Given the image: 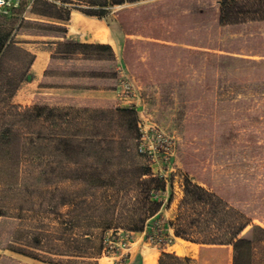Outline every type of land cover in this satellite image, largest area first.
<instances>
[{
	"label": "rangeland",
	"instance_id": "obj_1",
	"mask_svg": "<svg viewBox=\"0 0 264 264\" xmlns=\"http://www.w3.org/2000/svg\"><path fill=\"white\" fill-rule=\"evenodd\" d=\"M20 2L22 9L15 13L0 11V21L12 17L16 26L25 19L15 39L35 58L32 79L21 84L12 102L113 110L117 78L123 79L144 98L136 112L139 142L150 154H136L137 161L162 177L165 186L156 195L162 205L143 230L105 231L102 239L126 245L99 253L53 252L18 241L13 237L18 220L2 215L0 264H141L143 258H158L163 247L183 254L190 244L164 226L176 214L186 177L250 219L238 236L246 243L243 264H264V242L253 245L261 234L250 230L255 224L264 229V68L254 74L243 66L220 70L216 56L264 63V0H137L111 6L100 16L85 14L90 4L84 0L35 3L37 9L69 11L62 37L36 34L53 28L35 23L54 20L30 12L32 0ZM65 39L109 44L113 57L107 52L67 55L56 49ZM232 83L237 88L226 92ZM118 209L120 217L132 213ZM10 245L38 255L17 253ZM169 255L164 263L178 264Z\"/></svg>",
	"mask_w": 264,
	"mask_h": 264
},
{
	"label": "trees",
	"instance_id": "obj_2",
	"mask_svg": "<svg viewBox=\"0 0 264 264\" xmlns=\"http://www.w3.org/2000/svg\"><path fill=\"white\" fill-rule=\"evenodd\" d=\"M30 12L54 22L38 21L62 37L69 11L55 7ZM89 15H103L111 6L137 0H84ZM23 3L11 13L21 10ZM10 13V14H11ZM0 21V216L18 220L14 239L53 252L87 254L102 251V233L109 229L142 231L146 221L160 209L162 201L154 191L164 189V179L153 175L148 165L137 161L141 137L137 113L127 107L94 109L75 106L28 105L12 102L21 84L32 79L35 55L19 46L17 25L12 17ZM67 55L107 52L105 43H82L71 39L56 42ZM17 57V59L15 57ZM220 70L247 67L254 74L264 63L230 54H216ZM16 60V61H13ZM91 88L94 86H79ZM236 83L225 87L233 91ZM176 214L165 224L175 237L202 244H233L236 251L246 244L238 236L250 219L223 198L188 177L182 184ZM170 201V198L168 199ZM131 214L119 216L116 210ZM264 242V229L251 225ZM242 238V237H241ZM12 250L36 258L38 254L10 245Z\"/></svg>",
	"mask_w": 264,
	"mask_h": 264
},
{
	"label": "crops",
	"instance_id": "obj_3",
	"mask_svg": "<svg viewBox=\"0 0 264 264\" xmlns=\"http://www.w3.org/2000/svg\"><path fill=\"white\" fill-rule=\"evenodd\" d=\"M81 18V16H79ZM69 91L74 90L78 91L77 94L81 93L83 89H70ZM85 91V89H84ZM95 91H103L95 90ZM105 91V90H104ZM166 224V223H165ZM173 232L168 229V232ZM174 238H176L173 235ZM190 245L186 247V250L183 254H178L176 251H172L169 253L167 248H162L159 253V257L156 258L155 264H166L164 261L166 258L170 257L169 254H172L174 258L178 260V264H243L245 257V249L244 247H240L238 251L235 250L233 244H202L195 243L191 241L185 240ZM191 244L198 245L197 249L194 250ZM141 264H146L145 258L142 259Z\"/></svg>",
	"mask_w": 264,
	"mask_h": 264
},
{
	"label": "built area",
	"instance_id": "obj_4",
	"mask_svg": "<svg viewBox=\"0 0 264 264\" xmlns=\"http://www.w3.org/2000/svg\"><path fill=\"white\" fill-rule=\"evenodd\" d=\"M20 3H21L20 0H0V11L5 13H11L14 9H16L20 5ZM117 79H118V84L116 88V100L114 106L117 108L127 107L130 109H134L138 113V109L143 104L144 98L136 89L131 87V85L128 82L124 81L121 78H117ZM138 125L140 129V122H138ZM137 150L139 153L150 154V149H148L145 146L143 147L140 142L138 144ZM158 191L159 190H156V192L154 191L155 195H158ZM168 229L170 228H167V230ZM106 233L107 232H105V234ZM115 233L118 234V232ZM102 242H103L102 252L114 248L116 249L117 247H124L126 245L125 241L113 242V240H106V237L103 238Z\"/></svg>",
	"mask_w": 264,
	"mask_h": 264
},
{
	"label": "bare ground",
	"instance_id": "obj_5",
	"mask_svg": "<svg viewBox=\"0 0 264 264\" xmlns=\"http://www.w3.org/2000/svg\"><path fill=\"white\" fill-rule=\"evenodd\" d=\"M104 36V39H105V35ZM156 258L157 256H149L147 259H146V264H155L156 262Z\"/></svg>",
	"mask_w": 264,
	"mask_h": 264
}]
</instances>
